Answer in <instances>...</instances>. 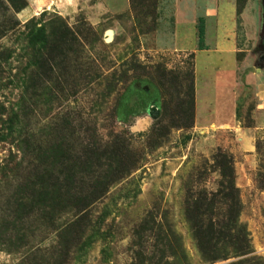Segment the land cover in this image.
Listing matches in <instances>:
<instances>
[{
  "label": "rangeland",
  "instance_id": "obj_1",
  "mask_svg": "<svg viewBox=\"0 0 264 264\" xmlns=\"http://www.w3.org/2000/svg\"><path fill=\"white\" fill-rule=\"evenodd\" d=\"M233 1L238 8L249 0ZM101 2L112 10H103ZM168 7L172 9L166 0H55L33 16L47 13V19L50 14L58 15L80 37L78 61L73 62L80 79L67 83L62 78L61 84L76 93L40 102L32 116L33 129L44 140L52 116L70 113L76 122L91 129L95 143L127 147L134 164H129V174L84 213L75 215L74 208L64 211L56 207L47 216L40 201L31 204V198L22 200L37 186L24 182L27 171L18 166L21 153L12 157L16 149L9 141H0V264H158L157 253L170 246L159 241L158 235L172 233L181 245L180 264H208L186 221V186L192 177L200 187L215 190L221 177L213 157L220 152L233 157L242 206L240 222L249 234L252 255L264 264V190L258 182L264 168V126L255 120L257 96L247 85L237 107V119L249 129L252 152L243 149L240 131L197 125L195 54L175 45L174 13ZM263 8L264 0L251 4L245 17L253 30L250 36L238 13L233 30L237 46L234 64L241 76L258 64L255 39L263 36L257 27L259 18L264 17ZM15 16L22 24L29 20L19 13ZM203 24L201 18L192 29L196 46L198 28L205 30ZM208 33L209 40L214 39L215 29L209 28ZM16 36L4 38L0 47L12 46ZM220 40V44L225 42ZM202 63L201 82L211 78ZM2 77L0 102L9 109L16 103L20 87L7 73ZM209 94L216 98V93ZM222 95V102L233 101V94ZM216 103V99L212 101L214 109ZM213 113L210 110L205 115L210 119ZM3 128L0 121V131ZM28 163L26 157L23 166ZM175 245L173 241L172 247ZM237 260L231 257L213 264Z\"/></svg>",
  "mask_w": 264,
  "mask_h": 264
},
{
  "label": "trees",
  "instance_id": "obj_2",
  "mask_svg": "<svg viewBox=\"0 0 264 264\" xmlns=\"http://www.w3.org/2000/svg\"><path fill=\"white\" fill-rule=\"evenodd\" d=\"M27 4L26 0H0V41L17 35L12 46L0 47V88L4 86L2 73L12 76L20 87L17 101L9 109L0 102V121L4 124L0 141L13 145L17 153H11L12 157L21 153L18 166L27 171L24 182L37 186L22 200L31 198V204L40 201L47 216L56 207L64 211L66 207L74 208L75 215H79L129 174V164H134V160L127 147L123 150L118 145L110 148L95 143L91 129L76 122L70 113L57 112L52 116L44 140L33 129L32 116L40 102L76 93V89L68 91L61 84L80 79L77 63L73 64L78 61L80 37L64 18L55 14L44 19L47 13H43L22 24L15 13ZM243 9L244 5H239L237 13ZM199 34L202 39V28ZM51 82L48 87L46 84ZM257 147L261 148L260 142ZM26 157L30 163L24 167ZM213 160L221 177L215 190L200 187L192 177L186 186L185 217L199 253L208 264L231 257L238 260L229 264H261L260 258L252 255L249 234L240 222L242 206L233 157L220 152ZM258 182L264 190V168ZM158 237L170 244L167 250L157 253L158 264H180L177 236L172 233ZM173 241L176 245L172 247Z\"/></svg>",
  "mask_w": 264,
  "mask_h": 264
},
{
  "label": "crops",
  "instance_id": "obj_3",
  "mask_svg": "<svg viewBox=\"0 0 264 264\" xmlns=\"http://www.w3.org/2000/svg\"><path fill=\"white\" fill-rule=\"evenodd\" d=\"M27 6L19 14L26 20L35 16L39 10H44L55 3V0H26ZM80 1V0H76ZM256 0H249L240 14L245 31L250 36L251 28L247 25L245 17L250 12L251 4ZM167 5H171L174 13L175 34L173 41L182 50H190L195 54V85L197 93V125L207 126L214 124L217 126H229L236 132H241L242 147L245 151L252 152L254 144L250 141L247 128L241 126L237 119L238 101L247 85L252 86L257 96L258 104L255 110V120L258 125L264 126V17L259 18V30L263 32L261 39L256 38L258 50L254 53V58L258 61L257 67L251 72L241 76L235 69L234 59L236 55V41L233 38V30L237 27V3L233 0H166ZM101 8L111 11L112 8L101 2ZM264 9V8H263ZM200 14H197V13ZM203 19L204 28L201 39L198 28V46L193 28L197 25V20ZM202 26V27H203ZM209 28H213L216 34L214 39L209 40ZM255 28V27H254ZM256 29V28H255ZM211 34V33H210ZM195 41H192V38ZM225 42L221 43V38ZM205 39V41H204ZM248 60V59H247ZM205 68H209L211 78L200 81L199 63ZM202 92V93H201ZM205 93L207 95H205ZM209 93H216L215 96H208ZM224 93L233 94V101L229 104L222 102L220 95ZM210 95V94H209ZM232 97V95H231ZM230 98V97H229ZM216 99L214 109L212 101ZM218 100V101H217ZM211 101V102H210ZM214 111L211 118H207L205 113ZM247 132V133H246ZM244 135V136H243Z\"/></svg>",
  "mask_w": 264,
  "mask_h": 264
}]
</instances>
